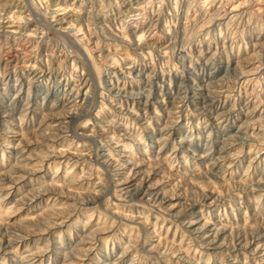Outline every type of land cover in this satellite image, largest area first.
<instances>
[{
	"label": "rangeland",
	"instance_id": "obj_1",
	"mask_svg": "<svg viewBox=\"0 0 264 264\" xmlns=\"http://www.w3.org/2000/svg\"><path fill=\"white\" fill-rule=\"evenodd\" d=\"M260 250L264 0H0V264Z\"/></svg>",
	"mask_w": 264,
	"mask_h": 264
},
{
	"label": "bare ground",
	"instance_id": "obj_2",
	"mask_svg": "<svg viewBox=\"0 0 264 264\" xmlns=\"http://www.w3.org/2000/svg\"><path fill=\"white\" fill-rule=\"evenodd\" d=\"M207 197H208V196H207ZM198 224H199V223H198ZM203 225H204V224H203ZM206 228H207V227H206ZM194 229H195V228H194ZM196 231H198V230H196ZM219 231H220V230H219ZM219 231H218V232H219ZM210 232H211V231H210ZM224 232H225V231H224ZM201 234H202V233H201ZM205 234H206V233H205ZM212 234H213V232H212ZM216 235H217V233H216ZM211 236H212V235H211ZM209 237H210V236H209ZM205 238H206V237H205ZM214 238H215V237H214ZM256 238H257V237H256ZM212 239H213V238H212ZM214 240H215V239H214ZM214 240H213V241H214ZM210 241H211V240H210ZM210 241H209V242H210ZM209 242H208V243H209ZM245 242H246V241H245ZM214 245H215V243H214ZM260 245H261V244H260ZM250 248H252V247H250ZM253 250H254V249H253ZM262 252H263V251L260 250V251H258L257 253H259V255H261V256H262V255L264 256V252H263V253H262ZM101 264H108V263H101Z\"/></svg>",
	"mask_w": 264,
	"mask_h": 264
}]
</instances>
